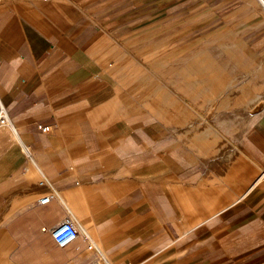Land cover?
<instances>
[{
    "label": "crops",
    "instance_id": "1",
    "mask_svg": "<svg viewBox=\"0 0 264 264\" xmlns=\"http://www.w3.org/2000/svg\"><path fill=\"white\" fill-rule=\"evenodd\" d=\"M243 1L0 0V264H264V8Z\"/></svg>",
    "mask_w": 264,
    "mask_h": 264
},
{
    "label": "built area",
    "instance_id": "2",
    "mask_svg": "<svg viewBox=\"0 0 264 264\" xmlns=\"http://www.w3.org/2000/svg\"><path fill=\"white\" fill-rule=\"evenodd\" d=\"M9 125V118L7 111L4 107L0 106V126H6ZM38 130L42 133H49L51 128L49 126H38ZM50 198H44L41 200L42 204H45L49 202ZM53 239L56 243V245L60 248H65L69 245H71L73 242H75L79 237V231L77 227L71 223L70 221H67L57 227L52 232ZM93 244L89 245V249H93Z\"/></svg>",
    "mask_w": 264,
    "mask_h": 264
},
{
    "label": "rangeland",
    "instance_id": "3",
    "mask_svg": "<svg viewBox=\"0 0 264 264\" xmlns=\"http://www.w3.org/2000/svg\"><path fill=\"white\" fill-rule=\"evenodd\" d=\"M204 1L211 2V0H204ZM243 2L250 3V4L254 3L256 7L261 8V9L264 8V5L260 2V0H244ZM240 4H242V1L240 2Z\"/></svg>",
    "mask_w": 264,
    "mask_h": 264
}]
</instances>
